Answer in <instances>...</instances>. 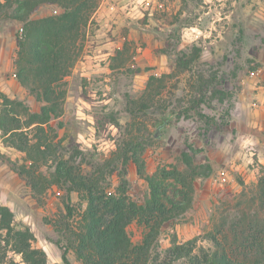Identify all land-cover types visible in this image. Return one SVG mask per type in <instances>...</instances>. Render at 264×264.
Instances as JSON below:
<instances>
[{"label":"rangeland","instance_id":"rangeland-1","mask_svg":"<svg viewBox=\"0 0 264 264\" xmlns=\"http://www.w3.org/2000/svg\"><path fill=\"white\" fill-rule=\"evenodd\" d=\"M14 1L0 0V94L38 112L42 103L15 77L22 24ZM88 1L89 22L61 81L60 116L43 132L23 129L30 144L38 136L53 150L46 163L39 162V172L50 181L52 158L58 157L75 173L103 177L106 189L121 188L142 203L147 185L137 175L131 151H122L134 148L148 175L169 166L183 168L186 153L210 172L194 180L190 208L162 226L151 259L164 260L174 244H195V252L211 249L218 227L240 212L259 211L264 0ZM58 12L55 5H40L30 18ZM31 155L10 147L0 131V204L10 209L14 226L30 230L32 246L45 253L46 264H61L64 204L73 210L67 221L74 223L85 203L56 184L36 195L15 170L29 165ZM141 231L135 223L128 226L133 243L140 241ZM1 235L0 264L19 262ZM66 257L69 264H82L70 251Z\"/></svg>","mask_w":264,"mask_h":264},{"label":"trees","instance_id":"trees-1","mask_svg":"<svg viewBox=\"0 0 264 264\" xmlns=\"http://www.w3.org/2000/svg\"><path fill=\"white\" fill-rule=\"evenodd\" d=\"M14 3L18 11L16 19L22 24L17 38L15 77L42 106L38 112H28L21 102L0 94V131L10 147L33 154L26 161L31 162L29 165L23 164L15 170L36 195H41L48 185L56 184L75 191L85 203L74 223L67 221L72 219L73 210L68 203L64 204L66 222L59 230L61 264H69L66 257L69 251L82 264H174L178 260L186 264H264V176L256 184L258 212H240L226 223L227 228L226 224L218 227L211 236V249L199 248L195 252V244H174L167 257L159 261L151 259V251L160 229L190 208L194 180L209 174L208 165L194 164L183 153V168L169 166L148 175L135 149L129 146L122 153L131 151L137 175L148 188V196L142 203L131 200L121 188L109 191L103 177L75 173L72 164L58 157L52 158L50 181L39 172V162L46 163L53 150L38 136L30 144L23 129L43 132V126L60 116L61 98L65 94L61 91V81L73 65L72 47L89 22L91 5L88 0H15ZM49 4L55 5L59 12L30 18L38 6ZM18 109L22 110L24 120L18 116ZM132 223L142 229L136 244L127 232ZM0 234L10 251L20 257L19 262L9 264L47 263L45 253L32 246L34 236L30 230L14 226L10 209L1 204Z\"/></svg>","mask_w":264,"mask_h":264}]
</instances>
